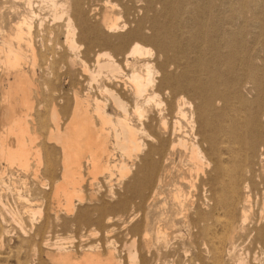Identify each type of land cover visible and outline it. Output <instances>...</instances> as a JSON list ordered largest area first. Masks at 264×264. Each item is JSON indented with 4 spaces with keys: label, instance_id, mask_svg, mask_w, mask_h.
Returning <instances> with one entry per match:
<instances>
[{
    "label": "bare ground",
    "instance_id": "6f19581e",
    "mask_svg": "<svg viewBox=\"0 0 264 264\" xmlns=\"http://www.w3.org/2000/svg\"><path fill=\"white\" fill-rule=\"evenodd\" d=\"M12 1L25 8L14 4L18 20L10 17L6 30L0 26V181L6 171L17 175L4 186L5 202L0 199V246L2 238L16 237L6 260L157 264L160 251H171L173 217L184 216L192 198L193 170L201 174L197 221L217 209L224 215L217 247L203 243L205 251L213 250L218 264L225 244L233 264H258L247 256L256 247L264 253V135L257 122L231 124L228 143L217 142V124L204 118V102L213 105L218 92L213 81L201 110L211 131L200 140L192 103L174 95L172 74H157L151 47L137 40L144 32L140 25L117 36L130 42L119 58L102 48L127 25H120L109 0ZM55 62L67 74H53ZM76 66L81 74L71 75ZM40 67L59 86L68 83L69 93L57 95L59 89L44 82L40 87ZM250 79L263 92L264 79ZM40 111L47 120L39 119ZM220 145L228 153L225 161L217 155ZM175 155L189 166V179L181 170L179 182L167 183ZM168 184L170 208L163 196ZM185 222L193 227L195 221Z\"/></svg>",
    "mask_w": 264,
    "mask_h": 264
},
{
    "label": "rangeland",
    "instance_id": "374dc122",
    "mask_svg": "<svg viewBox=\"0 0 264 264\" xmlns=\"http://www.w3.org/2000/svg\"><path fill=\"white\" fill-rule=\"evenodd\" d=\"M103 1L93 0L92 3L100 4ZM168 1L109 0V6L113 5L112 9L115 14L117 11L119 12H117L118 15L116 14V16L119 17L120 25L127 23V29L112 33L110 43L102 46V48L119 58L128 48V43L130 42H120V37L118 38L117 36L119 34H127L130 28L140 25L142 32H144L137 40L151 47L154 54L151 57V62L155 70L158 71L157 74H164V72L165 74H172L170 83L173 84L172 89L174 90L172 92L174 95L176 97L184 96L186 100L192 103L189 111H193L194 128L200 140L206 137L208 131L209 133L211 131L209 124L204 128L208 119L211 124H217V142L228 143L226 133L232 130L231 124L235 123L244 127L246 126V119H254L257 122L254 125L257 126L259 133L264 135V85L263 92H256L252 87L255 80L250 79L251 74H255L257 81L264 79V0ZM12 2V0H0V26L2 29H5V27L8 29L11 22L18 20V13L16 14V8H14L16 4L19 10L25 8L21 1L13 2V4ZM35 4L38 5L40 3L36 1ZM36 7L34 6V8ZM99 8L101 9V6ZM10 17H12L13 21ZM61 64L58 62L51 64L50 70L53 74H67L64 73L66 71L64 68L62 72H59ZM76 67L72 69L70 74H81L79 67ZM44 70V67H40L37 70L36 80L40 87L46 83L50 88L55 86L59 89L56 92L57 95L64 96L69 93L68 83L64 84V89L56 83V80H53L47 70ZM46 73L48 75H44ZM213 81L217 85L218 92L216 96H213V105L209 101L204 102L207 104V109L204 111V122L203 115H201L202 105L204 104L203 98L212 96L209 86ZM225 86H228V89ZM232 91L236 92L235 95H232ZM221 93L226 98H222ZM68 113V108L61 109V126L64 125ZM39 116H41L39 118L41 121L47 120L44 113L39 114ZM222 145L218 147L217 155L221 156L222 160L225 161L228 153ZM54 151L55 153L59 152L55 149ZM259 151H264V146H260ZM118 154L116 152V156ZM185 163L186 161L183 157L175 155L173 158L175 170L173 168L172 180L170 178L167 183L179 182L180 178L178 175L181 170L184 172L183 175L189 179V173H185L189 166ZM6 172L1 174L3 181H0V187H3L0 190V199L2 198L3 202L7 199L4 194V188L11 184L10 181H13V178L17 180L16 174L13 176ZM191 172V181L195 182L196 187L194 188L196 190L193 188L190 192L192 198L190 197L191 199L186 202L185 208L187 210L183 211L184 216H172L175 218V226H173L174 228L172 227L170 239L171 251L167 256L164 255L163 250L160 251L159 254L161 255L158 258L163 260L160 259L157 264H217L214 251H205L203 243H206L205 246L207 247H211L213 244L217 247V237H222L223 234L220 219L224 218V215L222 210L217 209V214L206 215L205 218L208 219L203 222L197 221L196 212L199 211L198 199L201 174H196L193 170ZM169 187L173 188L172 185L169 186L168 184L167 190L165 189V194L163 195L166 197L168 208H170L171 204L167 193L170 189ZM183 189L185 191L188 190V188ZM184 220L195 221L192 224L193 227L189 225V228L187 226L188 223H184ZM210 240L213 242H209ZM250 240L245 242L250 243ZM2 242L3 244L0 246V264H15L13 257L6 260L4 256H6V252L14 249L16 237L2 238ZM223 246L221 244L224 250L221 251L222 259H219L218 264H233V260L226 258L228 251L225 244ZM198 248H203L204 251L202 250V253H198ZM254 250L255 252L253 253ZM258 250L260 251L257 247L256 249H251L247 256L249 259L255 256L259 259L257 260L258 264H264V253L260 252V258Z\"/></svg>",
    "mask_w": 264,
    "mask_h": 264
}]
</instances>
